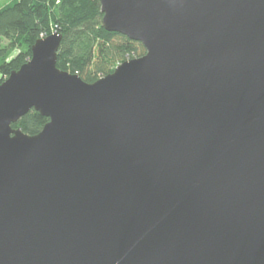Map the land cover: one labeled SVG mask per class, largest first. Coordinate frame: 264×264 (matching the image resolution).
<instances>
[{"label":"water","instance_id":"1","mask_svg":"<svg viewBox=\"0 0 264 264\" xmlns=\"http://www.w3.org/2000/svg\"><path fill=\"white\" fill-rule=\"evenodd\" d=\"M98 1L142 55L0 82V264H264V0Z\"/></svg>","mask_w":264,"mask_h":264},{"label":"trees","instance_id":"2","mask_svg":"<svg viewBox=\"0 0 264 264\" xmlns=\"http://www.w3.org/2000/svg\"><path fill=\"white\" fill-rule=\"evenodd\" d=\"M0 6V82L31 56L39 37L56 30L62 36L56 66L92 82L129 58L144 53L143 45L106 30L98 0H3ZM48 118L31 108L12 127L37 133Z\"/></svg>","mask_w":264,"mask_h":264},{"label":"rangeland","instance_id":"3","mask_svg":"<svg viewBox=\"0 0 264 264\" xmlns=\"http://www.w3.org/2000/svg\"><path fill=\"white\" fill-rule=\"evenodd\" d=\"M5 1L3 0H0V6L4 3ZM119 64V63H118Z\"/></svg>","mask_w":264,"mask_h":264}]
</instances>
